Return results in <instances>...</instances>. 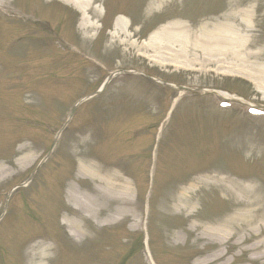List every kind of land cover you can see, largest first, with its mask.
Listing matches in <instances>:
<instances>
[{
	"label": "rangeland",
	"instance_id": "1",
	"mask_svg": "<svg viewBox=\"0 0 264 264\" xmlns=\"http://www.w3.org/2000/svg\"><path fill=\"white\" fill-rule=\"evenodd\" d=\"M8 1V6L0 8V167L6 170L0 177V216L4 221L0 224V264H31L25 255L26 247L30 244L27 239L31 240V236L38 235V230H41L39 224H43L44 217L47 235L52 240L49 246H56L54 251L48 253L52 263L46 264H152L147 248L148 236H145V226L148 225L147 202L143 200L145 198L151 212L149 236L155 231L151 234L150 247L155 263L164 264V256H171V251L177 254L167 259L173 264H193L195 258H203L198 256V251L204 243L197 246L196 251L191 246V236L184 234L185 231L188 232V228H185L187 225L189 227V221L174 210H164L165 203L181 184L206 173L253 177V187L264 196V115L260 116L259 121L249 120L247 117L245 123L235 119L237 127L244 126V129H227L223 110L191 108L188 105L191 99L186 97L172 107L164 105L161 116L154 119L152 116L155 105L149 108L150 103L148 106L144 102L137 106L131 103L130 109L129 106L119 107L132 98L127 95L126 88H121L123 83H119V87H109L103 99L91 100L77 111L72 132L69 131L70 134L59 142L58 154L52 161L53 164L55 159L58 161L57 171H51V166H44L33 177L34 181L43 180L48 185L45 191L37 189L38 196L31 194L35 199L31 208L42 217L39 214H30V207L23 200L25 190L15 193L9 201L5 199L10 196L15 186L24 184L49 151L57 130L67 119L74 103L90 90L98 89L109 73L116 69H150L164 77L183 80L195 88H223L233 92L236 90L240 95L264 104V82L259 92L252 84H240L237 80L226 78L229 70L225 68V49L219 52L222 48L208 49L195 42L196 36H202L218 24L225 26L228 21L234 22L240 30L238 20L230 21L231 17L240 14L242 10L250 9L254 31L244 32L241 28V32L260 40L257 49L251 51L262 54L264 0H118L117 7L114 5L117 1L113 0L111 8L115 12H110V16L107 15L104 20L100 19V25L95 22V30L90 31L86 39L79 31V16L76 11L60 2ZM56 5L62 10L73 12L67 19L69 27L72 24L73 29L62 28L66 24L65 15L57 10ZM13 9L15 12L11 13ZM21 13L32 14V19H54V24L60 23L62 29L59 28V31L63 35L61 37L67 39L65 42L82 45L86 54H99L108 71H86L83 64L79 74L76 69L77 58L68 59L60 55L49 58L51 67L40 64L48 58L43 57L44 55L56 52V38L51 32L38 31L33 26L35 22L21 18ZM117 14L125 15L131 26L123 30H113V19ZM109 29H112L110 34ZM179 29L184 34L183 37H170L168 42L163 38L164 43L159 50L166 59L171 56L183 57L189 65L188 68L170 67V63L165 62L163 65L157 64L141 56L142 53L154 55L149 43H144L150 34ZM115 31L116 35L113 36ZM67 32L74 36H67ZM19 37L25 39L10 44L7 48L10 55L5 54L3 50L8 42L12 43ZM61 37H57V40L62 43ZM58 51L63 53L60 49ZM41 57L43 60L38 61L37 58ZM229 57L226 61L228 64L232 63ZM217 61H221V64H216ZM253 62L264 68V60H249L250 64H254ZM67 73H70L68 78ZM139 108L145 109L144 112ZM132 115L134 118H131ZM89 121L99 124L101 130H93ZM140 124L149 127L132 129V125L138 127ZM87 129L92 130L87 132L86 138L89 141L85 150L90 155L94 152L101 155L103 158L99 161L104 165L107 164L105 160H111L117 170L133 180L136 189L133 191V201L137 200L136 204H140V212H136L135 206L132 210L139 218L128 216L103 224L89 218L87 223L93 227L90 237L85 242H77L70 236L67 227H64V217L65 211H68L71 220H74L71 213H78L67 201L70 189L78 190L84 187V183H88L80 181L78 171L81 158L77 154V137L84 135L82 133ZM95 131H98V136ZM94 135L97 137L95 144ZM149 176H152L150 182ZM232 176V180L241 182ZM217 191L203 189L201 193L203 207H212L205 216L207 220L222 217L232 208L227 197L225 205L218 197L215 205H212L214 197L219 195ZM117 209L118 206L115 207ZM51 211L54 213L51 214ZM164 222H167L166 231L162 228ZM183 224L187 225L183 227ZM178 225L182 227L181 230L175 227ZM248 233L246 231L247 235ZM41 236L46 237L44 234ZM254 242L256 241L248 242L244 248L250 247ZM244 248L233 246L228 250L230 255L225 260L230 261L233 255L234 264L261 263V259L256 261L251 251L246 252ZM190 252L191 256L188 254ZM260 252L264 254V246ZM178 254L185 257V262L178 258Z\"/></svg>",
	"mask_w": 264,
	"mask_h": 264
},
{
	"label": "bare ground",
	"instance_id": "2",
	"mask_svg": "<svg viewBox=\"0 0 264 264\" xmlns=\"http://www.w3.org/2000/svg\"><path fill=\"white\" fill-rule=\"evenodd\" d=\"M58 1L75 6V8L80 10L84 16L81 25L82 29L85 31L92 29L87 16L92 0ZM0 4H7V1L0 0ZM98 14L97 10L94 11V15L97 18ZM251 16L252 11L250 9L242 10L240 14L233 15L230 21L238 20L240 30L234 22L228 21L229 24H225V28L204 32L201 42L203 44L200 43V45L208 49L222 48L219 52H222L224 49L225 51H232V48L235 47L237 49L235 53L239 64L235 63L234 71L245 78L253 79V82L255 81L257 85L259 84L257 88L261 91L263 86L259 81L264 80V68L262 65L254 62V64H250L248 61L252 58L264 59V51L262 54H255L254 51H251L257 49L260 41L255 40L252 35L246 36L241 32V28L244 32L254 31L251 24ZM115 26H117V29L123 30L127 25L123 18H119ZM165 33L154 34L148 40L149 44H154L155 50H153V53H155V56L153 58L158 60V62L165 61L164 54L159 50L160 46L164 43L163 38L168 42L171 39L170 37L179 38L184 35L181 34L180 29L179 31H166ZM213 38L222 39V42H218ZM241 48L243 49L242 55L245 58H241V51H239ZM177 60V57L169 59L172 63H183V61L176 62ZM87 146L88 143L85 139L81 138L78 140V154L85 160V163H82L79 167V178L81 181H88L92 187L83 188V191L70 189L68 202L77 209L78 213L74 215V220H71L70 216H66L64 219L65 226L73 238L79 241L87 239L86 228L90 229L87 223L89 218L98 224L110 223L120 218L125 219L131 214V207L134 205L131 183L123 178L119 172L98 166L86 152ZM4 173H6V170L0 167V177ZM205 188H216L224 195L229 196L233 201L236 212L224 220L203 222V224L196 221L192 222L188 228V232L194 236L193 245H198L207 240L209 244H206V247L211 244L218 246L212 252H210L212 249L207 250L204 248L201 254L203 258L197 260L196 264H227L225 263V250L223 249L226 239H229V241L230 239H234V246H242L248 240H257L248 250L254 256L257 254L254 258L264 259V254L260 252L261 247L264 246V196L257 189H253L254 187L251 185L242 184L230 178L219 177L217 175L193 179L188 182L186 187L179 190L173 198L170 197L166 207L187 218H195L197 214L195 209H197V203L200 200L198 193ZM116 206H118L117 210H115ZM246 231L250 233L249 236L245 234ZM48 250L44 241L38 245H34L29 253L31 264H46ZM262 262L264 264V261Z\"/></svg>",
	"mask_w": 264,
	"mask_h": 264
}]
</instances>
